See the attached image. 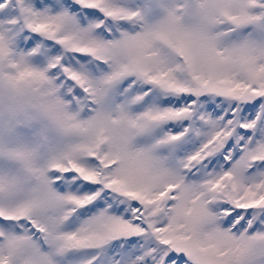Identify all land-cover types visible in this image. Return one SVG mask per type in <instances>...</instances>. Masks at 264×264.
I'll list each match as a JSON object with an SVG mask.
<instances>
[{"label":"snow or ice","instance_id":"6c2138e0","mask_svg":"<svg viewBox=\"0 0 264 264\" xmlns=\"http://www.w3.org/2000/svg\"><path fill=\"white\" fill-rule=\"evenodd\" d=\"M0 264H264V0H0Z\"/></svg>","mask_w":264,"mask_h":264}]
</instances>
